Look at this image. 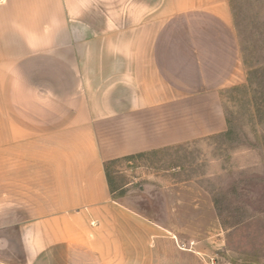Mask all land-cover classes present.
<instances>
[{
  "label": "crops",
  "instance_id": "obj_1",
  "mask_svg": "<svg viewBox=\"0 0 264 264\" xmlns=\"http://www.w3.org/2000/svg\"><path fill=\"white\" fill-rule=\"evenodd\" d=\"M238 63L227 0H0V264H206L106 168L224 131Z\"/></svg>",
  "mask_w": 264,
  "mask_h": 264
},
{
  "label": "rangeland",
  "instance_id": "obj_2",
  "mask_svg": "<svg viewBox=\"0 0 264 264\" xmlns=\"http://www.w3.org/2000/svg\"><path fill=\"white\" fill-rule=\"evenodd\" d=\"M227 3L239 63L219 92L224 131L106 169L113 200L161 226L179 252L264 264V0Z\"/></svg>",
  "mask_w": 264,
  "mask_h": 264
},
{
  "label": "built area",
  "instance_id": "obj_3",
  "mask_svg": "<svg viewBox=\"0 0 264 264\" xmlns=\"http://www.w3.org/2000/svg\"><path fill=\"white\" fill-rule=\"evenodd\" d=\"M206 264H215V263H214V260L213 259L208 258Z\"/></svg>",
  "mask_w": 264,
  "mask_h": 264
}]
</instances>
